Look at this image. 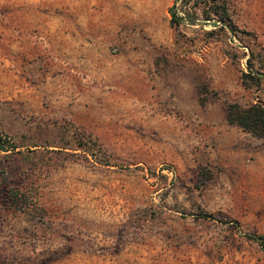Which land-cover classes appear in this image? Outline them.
<instances>
[{
    "label": "rangeland",
    "instance_id": "obj_1",
    "mask_svg": "<svg viewBox=\"0 0 264 264\" xmlns=\"http://www.w3.org/2000/svg\"><path fill=\"white\" fill-rule=\"evenodd\" d=\"M172 1L0 0V137L15 145L0 149V264H264L249 152L264 138L209 128L225 103L264 100L263 78L240 81L247 58L264 72V0H227L235 36L206 35L215 23L201 19L171 27ZM88 3L116 6L106 52L140 69L115 84L148 104L104 102L43 50L46 29L85 20ZM59 70L60 87L46 79Z\"/></svg>",
    "mask_w": 264,
    "mask_h": 264
},
{
    "label": "crops",
    "instance_id": "obj_2",
    "mask_svg": "<svg viewBox=\"0 0 264 264\" xmlns=\"http://www.w3.org/2000/svg\"><path fill=\"white\" fill-rule=\"evenodd\" d=\"M116 10V6L113 4L101 7L99 4L88 3L85 5V20L58 19L54 25L47 28L43 36H48L51 43L50 41L45 43L42 48L44 51L47 49L48 52L60 54L55 58V65L59 69H64L67 64H70L75 69L74 76L77 84L82 85L85 91L92 90L102 93L99 98L103 99L104 102L120 107H132L142 103L146 105L151 100L149 95L147 97L139 96L132 88L130 94L127 95L123 93L122 87L115 84L121 80H126L124 71L127 67L133 70L140 69L138 65L128 64L126 58L110 55L106 52V44L116 36ZM27 48L37 47L27 46ZM147 65V59H141L139 66H146L145 72ZM50 76L47 75L46 79H52L59 87L67 83L63 70H59L56 75ZM101 84L104 86H98ZM163 118L167 117L163 116ZM167 121L158 120L156 122L161 124V128L166 129L167 124H169ZM209 128H213V132L220 135L223 140H232L234 144L241 143L239 140L243 135L244 137L247 136L252 144L263 139L251 137L238 127L227 124L224 116L221 121L209 122ZM249 147V152L253 156L250 165L252 171L250 180L255 184L264 180V148L258 146V143L255 147L253 145ZM237 149L245 150L242 146H238Z\"/></svg>",
    "mask_w": 264,
    "mask_h": 264
},
{
    "label": "trees",
    "instance_id": "obj_3",
    "mask_svg": "<svg viewBox=\"0 0 264 264\" xmlns=\"http://www.w3.org/2000/svg\"><path fill=\"white\" fill-rule=\"evenodd\" d=\"M169 15V25L177 27L181 22L192 23L198 19L204 22H213V27L204 31L206 35H213L215 30L227 29L233 33L236 31L231 24L230 11L227 0H173L167 8ZM250 53V52H249ZM246 71L241 73V84L249 87L258 85L261 78L264 79V72L258 71V67H253L248 61L245 62ZM250 80L247 85L246 81ZM206 91L199 87L198 104L206 102ZM224 120L229 125H234L254 138H264V100H256L246 106H241L235 102L224 104ZM15 145L8 139L0 137L1 150H13ZM209 216V215H208ZM257 242L263 248L262 237L260 235H246Z\"/></svg>",
    "mask_w": 264,
    "mask_h": 264
}]
</instances>
